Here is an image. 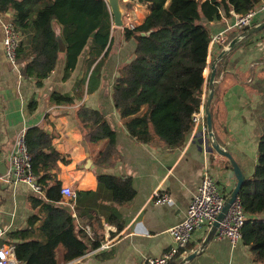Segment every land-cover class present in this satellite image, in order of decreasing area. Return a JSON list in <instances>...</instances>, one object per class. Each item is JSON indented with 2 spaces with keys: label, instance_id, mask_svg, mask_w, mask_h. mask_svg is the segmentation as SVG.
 <instances>
[{
  "label": "crops",
  "instance_id": "1",
  "mask_svg": "<svg viewBox=\"0 0 264 264\" xmlns=\"http://www.w3.org/2000/svg\"><path fill=\"white\" fill-rule=\"evenodd\" d=\"M126 1L124 22H143L150 11L148 4L141 0ZM14 14V10H10L7 16L13 19ZM126 17L130 20L125 21ZM263 21L264 10L256 15L254 25ZM234 22L231 10L230 15L222 12L220 18L207 24L213 35L228 29ZM125 27L127 24L113 25L109 53L96 73L92 74L102 56L90 66L86 50L76 68L65 78L63 53L55 69L38 86L33 77L23 74L24 63L18 62L15 67L9 62L0 22V227L6 231L0 237V246L12 243L8 241V233L29 227L30 217L40 212V207L34 206L31 199L36 192L29 183L16 182L9 174L8 164V154L19 132L37 126L54 135V145L66 159L54 165L53 173L62 182V188L69 186L77 193L73 206L65 195L57 204L71 211L77 229L91 246L84 255L70 262L64 260V247L60 246L57 249L59 264H145L148 257L159 256L173 246L168 230L184 219L205 172L217 179L223 192L230 194L235 188L234 170L228 158L213 148L205 120L177 147L167 146L157 138L143 142L130 135L113 98L120 68L134 58L137 46L135 38H126ZM56 28L59 29L58 25ZM243 31L230 28L226 32L227 44L210 43L205 101L210 91L213 62ZM29 37L27 32L23 34L25 44ZM216 63L220 70L211 103L214 132L248 179L255 171L260 136L264 133V29L243 37ZM54 92L70 96L72 101L57 102L53 99ZM33 100L36 103L30 107ZM82 105L104 112L115 129L118 152L112 161L99 162L106 140L88 139L78 116ZM100 174L130 178L135 196L124 203L116 202L112 191L99 182ZM158 189L170 194L174 203L155 202L152 196ZM42 219L35 221V226L39 227ZM210 229L205 226L195 231L185 256L203 244ZM98 240V246H94L93 242ZM105 242L109 244L102 248ZM184 264H264V261L254 259L251 246L243 239L234 246L229 238L214 236L202 251Z\"/></svg>",
  "mask_w": 264,
  "mask_h": 264
},
{
  "label": "trees",
  "instance_id": "2",
  "mask_svg": "<svg viewBox=\"0 0 264 264\" xmlns=\"http://www.w3.org/2000/svg\"><path fill=\"white\" fill-rule=\"evenodd\" d=\"M141 1L148 4L150 11L134 28L125 27L126 38H135L137 46L134 58L120 68L114 83V103L131 136L143 142L157 138L167 146H181L194 129L193 114L205 108V69L212 38L207 23L220 18L222 12L230 15L234 10L245 14L259 8L263 0ZM121 3L125 5L127 1L121 0ZM10 10H14L13 21L22 35L30 34L28 43L22 39L19 45L17 61L24 63L23 74L33 77L38 86L55 69L63 53L65 78L86 50L90 66L102 56L92 74L100 69L109 53L113 15L107 0H0V12L7 15ZM142 32L147 34L137 39ZM61 40L66 43L64 52L60 50ZM53 99L72 101L70 96L58 92L53 93ZM35 103L33 100L30 107ZM78 116L88 139L106 140L99 162L112 161L118 152L116 131L106 114L82 105ZM53 140L54 135L42 127L27 129L34 172L45 196H32V203L40 207V212L30 217V226L7 235L22 264H59L60 246L64 247V260L70 262L91 247L77 229L71 211L57 204L63 198L62 182L53 173V167L66 159ZM227 162L233 169L229 159ZM99 182L112 191L113 199L119 203L129 201L136 194L130 178L100 174ZM240 195L247 215L243 241L251 246L256 261H264V133L260 136L255 171L246 180ZM42 217L41 225L35 226V221ZM98 244L99 240L93 242L94 246ZM189 247L190 243L184 249ZM181 259L178 256L170 264H177Z\"/></svg>",
  "mask_w": 264,
  "mask_h": 264
},
{
  "label": "built area",
  "instance_id": "3",
  "mask_svg": "<svg viewBox=\"0 0 264 264\" xmlns=\"http://www.w3.org/2000/svg\"><path fill=\"white\" fill-rule=\"evenodd\" d=\"M262 10H264V5L245 14L237 13L233 10V14L235 15L234 24L228 29L212 35L211 43L225 44L226 32L230 28L235 27L239 30L250 28L254 25L256 15ZM0 22L4 33L3 44L5 54L9 62L15 67H18V48L23 39V35L16 27L13 19L1 12ZM131 27L135 26L132 25ZM205 119V108L201 107L199 111L193 114L194 129ZM8 164L9 174L16 182H27L37 195L44 196L42 185L38 181L37 174L34 172L32 156L27 143V130H23L17 135L15 145L8 154ZM62 193L72 200L71 204L73 206L74 200L77 197L75 190L66 186L62 188ZM228 195L223 192L217 179L211 173L205 172L192 196L184 219L171 226L168 230L174 241L173 246L159 256L148 257L145 264H170L178 256L185 257L187 252L184 248L191 242L195 231L205 226L212 227V224L222 211ZM152 199L157 203H174L172 196L167 192H161L160 189L155 190ZM246 216L243 201L239 194L230 207L226 217L221 221L215 236L217 238L227 237L235 246L243 239V226ZM5 232L0 227V237ZM108 244L109 242L103 243L102 248H105ZM0 264H20L15 254L14 244L7 243L0 246Z\"/></svg>",
  "mask_w": 264,
  "mask_h": 264
},
{
  "label": "water",
  "instance_id": "4",
  "mask_svg": "<svg viewBox=\"0 0 264 264\" xmlns=\"http://www.w3.org/2000/svg\"><path fill=\"white\" fill-rule=\"evenodd\" d=\"M107 2L110 6V9H111V12L113 15V25L123 27L124 23H125L124 22V8L122 6L121 0H107ZM262 29H264V21L259 23V24L253 25L250 28L241 32L235 39H233L229 43L228 47L225 48L220 53L217 60H215L213 62L212 72H211V76H210V91L208 93V97H207V100L205 103L206 123H207L208 133H209V137L211 139V143H212L213 148L218 153L227 157L230 160V162L233 166L234 173L237 177V184H236L235 188L233 189V191L227 196V199H226V202L223 206V209L219 213L217 219L212 224L210 232H209L207 238L205 239V241L203 242V244L199 248L195 249L194 251L189 253L187 256H185L178 264H184L186 261L191 260L200 251H202V249L207 245V243L211 239L214 238L216 231H217L218 227L220 226L221 221L226 217L227 213L229 212L230 207L232 206V204L236 200L237 196L240 194L241 189L247 180L245 173L243 172L240 164L235 159V157L233 156L231 151L228 150L227 148H225V146L221 145V143L218 141V139L215 135L214 128H213V117H212V112H211V103H212V99H213L214 92H215V78L217 75V63L216 62L219 61V59H221L223 56H225L231 49H233L236 46V44L243 37H245L251 33L257 32L259 30H262ZM146 34H147L146 32H142L140 35H137L136 38L140 39L141 36H144ZM94 35H95V32L92 34V36H94ZM60 50L62 52H64L66 50V43L64 40H61ZM70 264H74V263L71 262ZM82 264H85V263H82Z\"/></svg>",
  "mask_w": 264,
  "mask_h": 264
},
{
  "label": "rangeland",
  "instance_id": "5",
  "mask_svg": "<svg viewBox=\"0 0 264 264\" xmlns=\"http://www.w3.org/2000/svg\"><path fill=\"white\" fill-rule=\"evenodd\" d=\"M199 1H200V3H202L201 0H199ZM122 6H124V5L122 4ZM128 6H129V5H128ZM133 15H134V14H133ZM126 20H130V19L126 17L125 21H126ZM124 24H127V26L130 27V28H134V27H131L132 25H134V26L137 25V24H135V23H133V22H127V23H124ZM213 35H214V34H213ZM227 40H228V38H227ZM225 44H227V42H225ZM225 44H224V45H225ZM227 47H228V45H226L225 48H227ZM211 112H212V111H211ZM205 113H206V112H205Z\"/></svg>",
  "mask_w": 264,
  "mask_h": 264
}]
</instances>
